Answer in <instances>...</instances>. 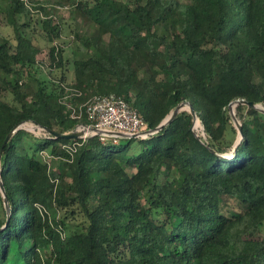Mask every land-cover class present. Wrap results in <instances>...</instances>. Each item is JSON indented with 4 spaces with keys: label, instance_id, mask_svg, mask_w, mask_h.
<instances>
[{
    "label": "trees",
    "instance_id": "obj_1",
    "mask_svg": "<svg viewBox=\"0 0 264 264\" xmlns=\"http://www.w3.org/2000/svg\"><path fill=\"white\" fill-rule=\"evenodd\" d=\"M1 3L16 44L0 39V62L10 57L0 66V151L24 123L71 134L88 123L81 106L93 95L123 98L150 130L184 102L197 118L182 111L126 145L51 136L26 147L31 135L19 130L0 162L11 211L6 227V209L0 219V264H264V0H61L93 29L75 39L94 54L73 60L74 83L62 76L50 92L38 81L32 99L24 79L37 50L20 18L45 15L49 43L62 39L61 19L39 3ZM49 58L51 70L64 68L61 45ZM239 100L259 109L236 107L243 140L234 153L229 105ZM134 142L140 151L130 155ZM48 151L74 170L70 178L41 159ZM123 166L136 172L112 180ZM224 197L245 213L224 215Z\"/></svg>",
    "mask_w": 264,
    "mask_h": 264
},
{
    "label": "rangeland",
    "instance_id": "obj_2",
    "mask_svg": "<svg viewBox=\"0 0 264 264\" xmlns=\"http://www.w3.org/2000/svg\"><path fill=\"white\" fill-rule=\"evenodd\" d=\"M28 3L29 2H34V3H39L40 5H43L47 7L49 10H52V14H56V18L59 20L61 19L62 23V30H63V36L61 40H56L55 43H49L47 39L45 38V32L43 31L42 27V21L45 19V15L42 13H39L37 15L31 16L30 18H20V24H27L28 27L26 29V32L29 34L30 37L33 39V44L36 46V52L34 53V60H35V65L31 67L25 76V84L27 85L26 91L30 99L33 98L37 91V82L41 81L44 82L45 85L49 88L50 92H56L60 91L58 88L59 86V79L64 76L65 79V85H71L75 81V71H74V66H73V60L76 59L77 57H80L82 59H87L89 56L94 54V51L88 52L84 47H82L79 43L78 40L75 39L76 33H86L90 35L93 31V29L89 26L88 23L82 22L76 15V12L72 10L69 7H60L58 6V2H61V0H25ZM124 2H128V0H121ZM183 4H188L190 0H178ZM2 6L3 7H9L10 3L9 0H2ZM12 17L11 15L8 14H1L0 16V36L4 35L7 37V32H4V27L6 25H11L12 26ZM4 26V27H3ZM13 37L10 39L12 41V45H15L16 43L14 42V34L12 32ZM61 45L63 48V57H64V62L65 66L61 70H51L49 68L50 65V58H49V52L50 49L55 45ZM4 61L2 60L0 62V66L5 65V67H8L10 65V57L4 56ZM58 88V89H57ZM5 100L8 102L12 101V96L9 93H4ZM65 100L66 98V92L63 93ZM68 101V100H67ZM71 102V101H70ZM73 105V104H72ZM238 105H234L230 110V115H231V123L236 128V123H240V119L236 116V107ZM187 110L188 107L186 108ZM260 109H264V106H261ZM194 131L196 132V135L199 137L206 138V133L204 131V127L201 124V126L196 124V128L194 127ZM23 130V129H21ZM29 133V135L26 137L25 140V145H33L36 139H40L44 137L43 132L38 133V132H30L27 130H24ZM230 139H235L234 135H231ZM240 136L239 134L237 135L236 138V143L239 141ZM127 140L123 139L122 144L126 145ZM141 145L138 142H134L132 146V150L129 153L130 155L139 152ZM80 149V144L77 145L76 150ZM231 154V153H228ZM227 154V155H228ZM229 157V156H228ZM41 159L48 163L49 167L53 170H55L56 175H66L68 178L71 177L73 174L74 170L68 167V165L63 162L59 158V153L56 155H51L50 152H44L41 154ZM136 172L135 169H132L127 166L119 167L115 169L112 172L111 178L112 180L117 179V178H123L125 176H130L133 175ZM103 206H105L107 209L112 208V203L103 201L101 202ZM94 204V203H93ZM92 204V205H93ZM5 211L4 203L1 202L0 200V219L3 217V213ZM245 208L234 198L232 197H224L222 202H221V212L228 216L232 217L233 215L236 214H243L245 213ZM72 230H75L73 227ZM60 245H63V242L60 243Z\"/></svg>",
    "mask_w": 264,
    "mask_h": 264
},
{
    "label": "built area",
    "instance_id": "obj_3",
    "mask_svg": "<svg viewBox=\"0 0 264 264\" xmlns=\"http://www.w3.org/2000/svg\"><path fill=\"white\" fill-rule=\"evenodd\" d=\"M70 96L66 94V105L72 111V118L80 119L82 114H77L75 107L70 102ZM68 100V101H67ZM85 108L87 124H80L73 132L81 134L80 139L87 141L97 137L103 144L113 143L118 145L123 139L118 135L128 137V140L147 139L156 134L150 130L147 123L139 116L132 105L123 98L110 95H93L90 100L84 103L81 108ZM21 129L30 132L44 134L42 138L53 136L45 128L33 123H24Z\"/></svg>",
    "mask_w": 264,
    "mask_h": 264
},
{
    "label": "water",
    "instance_id": "obj_4",
    "mask_svg": "<svg viewBox=\"0 0 264 264\" xmlns=\"http://www.w3.org/2000/svg\"><path fill=\"white\" fill-rule=\"evenodd\" d=\"M246 105L250 108H255V109H259L258 106H256L254 103L252 102H247L245 100H239L235 103H232L229 105V108L231 109L234 105ZM189 109V111L191 112L192 116L196 119L197 118V115H196V112L194 110V108L192 107V105L188 102H184V103H181L180 105L177 106V108L163 121V123L157 128L155 129L153 132H160L165 126H167L168 124H170L177 116L180 112L182 111H186L187 108ZM260 111L262 113H264V109H260ZM236 129L238 130V133H239V136H240V139L239 141L236 143V147L234 148V153L236 152L237 150V147L241 144L242 140H243V131H242V125L240 123H236ZM21 130V125H19L18 127H16L5 139L3 145H2V148H1V151H0V162L2 160V155H3V152H4V149L5 147L7 146V144L11 141V139L13 138V136L19 131ZM50 134H52L53 136H55L56 139H59V138H64V139H68V140H76V139H80L81 137V134L80 133H77V132H72L71 134H58V133H55L54 131H51L49 129H46ZM193 130H194V127H193ZM120 136L122 139H125V140H128V137H125L123 135H118ZM132 139H136V137L132 138ZM0 194L3 198V201H4V207L6 209V212L8 214L7 216V221H6V224H5V227L9 224L10 222V218H11V211H10V206H9V201H8V198H7V194H6V190H5V186L4 184L0 181ZM3 229V228H2ZM1 229V230H2ZM0 230V231H1Z\"/></svg>",
    "mask_w": 264,
    "mask_h": 264
},
{
    "label": "crops",
    "instance_id": "obj_5",
    "mask_svg": "<svg viewBox=\"0 0 264 264\" xmlns=\"http://www.w3.org/2000/svg\"><path fill=\"white\" fill-rule=\"evenodd\" d=\"M2 4V3H1ZM5 8V7H4ZM8 7H6L5 9H7ZM9 15V14H8ZM0 26H2V25H0ZM4 27V26H3ZM1 29V28H0ZM4 32H7V37H5L4 35H2V36H0V39L1 38H4V39H7V40H9L10 41V39L13 37V35H12V32H13V28L11 27V25H6L5 27H4V30H3ZM11 43H12V41H10Z\"/></svg>",
    "mask_w": 264,
    "mask_h": 264
}]
</instances>
